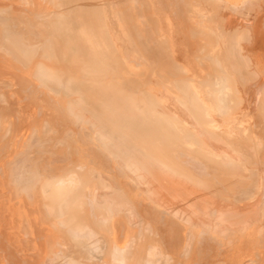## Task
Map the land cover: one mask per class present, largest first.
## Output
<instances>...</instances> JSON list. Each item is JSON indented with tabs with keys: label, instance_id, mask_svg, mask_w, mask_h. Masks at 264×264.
<instances>
[{
	"label": "bare ground",
	"instance_id": "1",
	"mask_svg": "<svg viewBox=\"0 0 264 264\" xmlns=\"http://www.w3.org/2000/svg\"><path fill=\"white\" fill-rule=\"evenodd\" d=\"M0 264H264V0H0Z\"/></svg>",
	"mask_w": 264,
	"mask_h": 264
}]
</instances>
